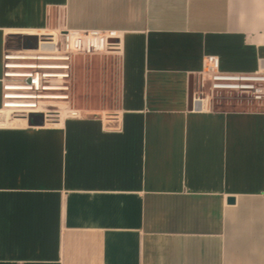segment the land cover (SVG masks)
Returning <instances> with one entry per match:
<instances>
[{
	"label": "crops",
	"instance_id": "obj_1",
	"mask_svg": "<svg viewBox=\"0 0 264 264\" xmlns=\"http://www.w3.org/2000/svg\"><path fill=\"white\" fill-rule=\"evenodd\" d=\"M64 29L118 37L117 109L0 122V264H264V100L194 102L264 70V0H0V66Z\"/></svg>",
	"mask_w": 264,
	"mask_h": 264
},
{
	"label": "built area",
	"instance_id": "obj_2",
	"mask_svg": "<svg viewBox=\"0 0 264 264\" xmlns=\"http://www.w3.org/2000/svg\"><path fill=\"white\" fill-rule=\"evenodd\" d=\"M35 37L33 48L9 41L1 54L0 109L20 114H40L44 124L63 118L82 117L74 106L73 82L77 57L119 50L118 37L99 29H64L57 32L30 34ZM27 44L32 39H26ZM197 85L207 100L213 93H235L241 99L264 100V70L231 73L218 69L214 56H204Z\"/></svg>",
	"mask_w": 264,
	"mask_h": 264
},
{
	"label": "rangeland",
	"instance_id": "obj_3",
	"mask_svg": "<svg viewBox=\"0 0 264 264\" xmlns=\"http://www.w3.org/2000/svg\"><path fill=\"white\" fill-rule=\"evenodd\" d=\"M19 40L16 35H13L11 41L19 42ZM76 61L77 68L72 86L75 107L85 110L86 115L104 117L114 114L117 109L119 89L118 52L113 50L87 55L85 59L78 56ZM194 88V97L202 96L197 84ZM210 98L217 104L241 99L234 92L213 93ZM20 116V114H10L5 111L0 113V121L14 124L16 118H23Z\"/></svg>",
	"mask_w": 264,
	"mask_h": 264
},
{
	"label": "water",
	"instance_id": "obj_4",
	"mask_svg": "<svg viewBox=\"0 0 264 264\" xmlns=\"http://www.w3.org/2000/svg\"><path fill=\"white\" fill-rule=\"evenodd\" d=\"M23 39H32V42L30 44H27V45L23 44V47L33 48L35 46V37L34 36H24ZM195 108L198 109L199 105L197 104V106ZM26 121H27L28 125H31V126H34V125L40 126V125L44 124L42 116L40 114L30 113L27 115ZM233 201H234V199L232 197L227 198L228 203H232Z\"/></svg>",
	"mask_w": 264,
	"mask_h": 264
},
{
	"label": "bare ground",
	"instance_id": "obj_5",
	"mask_svg": "<svg viewBox=\"0 0 264 264\" xmlns=\"http://www.w3.org/2000/svg\"><path fill=\"white\" fill-rule=\"evenodd\" d=\"M10 33H15V34H18V32H7V34H10ZM26 33V32H25ZM31 33H34V34H40V33H37V32H31ZM41 34H43V33H41ZM3 112H5V110H3V109H1L0 110V113H3ZM109 117V116H108ZM16 118V117H15ZM7 119V118H6ZM14 119V118H13ZM106 119H108V118H106ZM1 122V121H0ZM14 122V121H13ZM15 122L16 123H14V124H23V125H26V119L23 117V118H16L15 119ZM6 124L7 122H5V121H2V124ZM28 124V123H27ZM47 124V123H46ZM54 125H55V123H54ZM7 126H8V124H7Z\"/></svg>",
	"mask_w": 264,
	"mask_h": 264
}]
</instances>
